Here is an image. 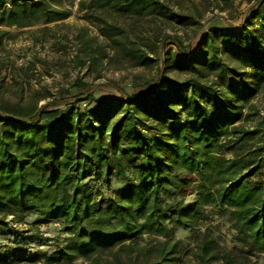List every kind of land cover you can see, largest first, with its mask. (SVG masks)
<instances>
[{"label":"trees","instance_id":"trees-1","mask_svg":"<svg viewBox=\"0 0 264 264\" xmlns=\"http://www.w3.org/2000/svg\"><path fill=\"white\" fill-rule=\"evenodd\" d=\"M62 1L0 0V25L61 20L70 13ZM90 7L186 18L161 0H90ZM248 10L238 25L212 27L186 44L168 35L178 51L172 66L193 74L184 80L162 75L157 49L139 55L160 72L143 91L117 87L116 97L98 100L93 93L105 83L77 78L74 91L0 111V234L12 233L8 216L28 215L36 224L61 220L68 234L31 257L27 245L0 246V262L102 264V254L124 252L128 264H177L178 227L196 231L200 264H244L264 253V111L253 103L264 90V0ZM212 216L229 224L233 246H220L204 224ZM145 236L164 238L153 255L140 246Z\"/></svg>","mask_w":264,"mask_h":264},{"label":"rangeland","instance_id":"rangeland-1","mask_svg":"<svg viewBox=\"0 0 264 264\" xmlns=\"http://www.w3.org/2000/svg\"><path fill=\"white\" fill-rule=\"evenodd\" d=\"M161 1L170 11L184 15V21L179 23L161 16L122 15L104 7L92 8L90 0H63L62 5L70 13L61 20L44 23L35 18L27 25H0V111L39 106L48 99L60 96L65 89L74 91L70 83L77 78L105 83L93 93L98 100L116 97L117 87L129 93L143 91L154 84L160 72L164 77L184 80L193 74L172 66V56L178 51L168 35H176L186 44L212 27L238 25L250 13L248 9L254 2ZM191 19L197 24H190ZM253 22V27H256L258 20ZM102 28L106 29L105 34ZM157 49L163 60L160 72L155 63L141 64L139 57L141 54L155 57ZM253 103L264 111V90L253 99ZM61 110L64 113L67 107L61 106ZM250 123L252 121L247 125ZM81 125L84 123L81 122ZM186 194L187 199L193 197L191 190ZM34 219V215H28L22 221L8 216L12 233L0 234V246L15 249L27 245L33 248L28 251L31 257L38 250L50 252L67 237L61 220L36 224ZM204 224L210 225L220 246H233V231L223 217L212 216ZM195 235L194 229H176L175 238L179 241L175 253L177 264H200L194 256ZM144 239L140 241V246L150 248L151 254L164 240L160 236H145ZM141 259L138 258V261ZM129 261L124 252H106L100 260L102 264H128ZM0 264L46 263L42 259L18 261L14 258ZM53 264L87 262L78 258ZM244 264H264V253L248 256Z\"/></svg>","mask_w":264,"mask_h":264}]
</instances>
